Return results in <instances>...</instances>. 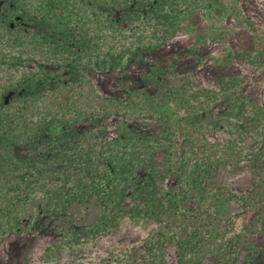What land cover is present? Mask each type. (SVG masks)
<instances>
[{"label": "trees", "instance_id": "trees-1", "mask_svg": "<svg viewBox=\"0 0 264 264\" xmlns=\"http://www.w3.org/2000/svg\"><path fill=\"white\" fill-rule=\"evenodd\" d=\"M217 2L0 0V251L50 217L61 243L45 264H165L169 247L179 264H252V238L264 240V115L252 111L242 77L198 88L167 60L121 97L102 95L89 77L145 65ZM207 36L189 51L198 63ZM170 105L182 115L162 112ZM143 117L157 134L128 125ZM53 124L62 133L51 144ZM217 133L225 144L210 140ZM244 164L253 183L237 194L218 179ZM226 199L235 212L219 209ZM144 218L155 227L141 235L142 250L90 254Z\"/></svg>", "mask_w": 264, "mask_h": 264}, {"label": "rangeland", "instance_id": "rangeland-1", "mask_svg": "<svg viewBox=\"0 0 264 264\" xmlns=\"http://www.w3.org/2000/svg\"><path fill=\"white\" fill-rule=\"evenodd\" d=\"M202 35L209 36L199 48L200 55L205 60L198 63L189 51ZM260 41L264 42V0H218L216 8L202 11L186 22L171 44L146 55L145 65L133 64L125 71L101 70L89 73V77L102 95L121 97L127 91L142 87V77L150 68L169 60L181 75L193 74L198 88L218 89L223 75L241 76L244 93L250 98L252 111L264 115V50L255 45ZM162 112L182 115L173 105ZM208 120L211 124V119ZM128 125L144 134L155 135L159 129L158 124L149 117L131 119ZM225 126L226 129L235 131L240 138H245V129L242 126L234 127L228 123ZM108 128L110 135L115 137L117 129L114 120L108 123ZM61 133L62 126L53 124L48 130L47 138L54 144ZM210 140L221 145L227 142V138L220 133L210 135ZM16 152L24 155L22 148H16ZM246 171L247 166L244 164L218 180L221 183L226 182L234 193L240 194L252 187V178ZM218 207L224 213H233L236 205L234 199H226L219 201ZM154 227L152 221L141 219L121 234L104 237L91 245L90 254L95 258H106L110 253L134 246L140 251L141 235ZM60 243L61 239L56 234L53 221L50 217H45L31 233L10 237L5 242L0 251V264H45L47 251ZM251 247L252 252L246 254L247 258L251 259L252 264H264V240L259 237L252 238ZM165 264H179L175 247L168 248Z\"/></svg>", "mask_w": 264, "mask_h": 264}]
</instances>
